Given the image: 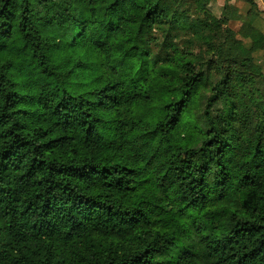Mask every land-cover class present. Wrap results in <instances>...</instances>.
<instances>
[{"label": "trees", "instance_id": "16d2710c", "mask_svg": "<svg viewBox=\"0 0 264 264\" xmlns=\"http://www.w3.org/2000/svg\"><path fill=\"white\" fill-rule=\"evenodd\" d=\"M238 1L0 0V264H264V11Z\"/></svg>", "mask_w": 264, "mask_h": 264}, {"label": "rangeland", "instance_id": "374dc122", "mask_svg": "<svg viewBox=\"0 0 264 264\" xmlns=\"http://www.w3.org/2000/svg\"><path fill=\"white\" fill-rule=\"evenodd\" d=\"M259 9L261 11H264V5L262 4V1L261 0H255ZM230 3H234V0H232ZM221 7H222V1L221 0H215V2H212L211 5H210V10L211 12L219 17L220 16V13H221ZM230 27L236 31L239 27L238 24H230Z\"/></svg>", "mask_w": 264, "mask_h": 264}, {"label": "crops", "instance_id": "0c3cea01", "mask_svg": "<svg viewBox=\"0 0 264 264\" xmlns=\"http://www.w3.org/2000/svg\"><path fill=\"white\" fill-rule=\"evenodd\" d=\"M222 1V6H223V4H224V1L225 0H221ZM232 1V0H231ZM262 1V4L264 5V0H261ZM231 4H233V5H235V6H237L239 9H241V10H244V8H245V5H243L240 1H238V0H234V3H231Z\"/></svg>", "mask_w": 264, "mask_h": 264}]
</instances>
